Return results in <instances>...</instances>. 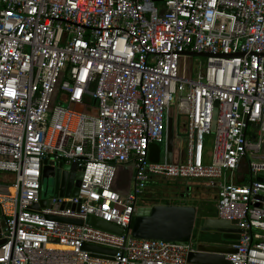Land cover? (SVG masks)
Returning <instances> with one entry per match:
<instances>
[{
	"label": "built area",
	"instance_id": "1",
	"mask_svg": "<svg viewBox=\"0 0 264 264\" xmlns=\"http://www.w3.org/2000/svg\"><path fill=\"white\" fill-rule=\"evenodd\" d=\"M173 108L185 141L168 163ZM151 143L163 160L149 161ZM66 164L82 173L77 193L42 198L44 166L60 192ZM128 164L123 195L112 184ZM0 171L14 175L0 183V264H194L191 241L131 234L154 177L206 179L217 217L239 229L220 254L264 264V0H0Z\"/></svg>",
	"mask_w": 264,
	"mask_h": 264
},
{
	"label": "water",
	"instance_id": "2",
	"mask_svg": "<svg viewBox=\"0 0 264 264\" xmlns=\"http://www.w3.org/2000/svg\"><path fill=\"white\" fill-rule=\"evenodd\" d=\"M194 55H206L205 53H195ZM62 73L59 75L57 84L51 96L50 109L54 104L56 94L61 81ZM84 103H90V97H84ZM76 110H82L86 113L97 115V109L92 106H83L82 104L75 106ZM174 118L170 117L167 122V162H172V148H173V133H174ZM62 182L60 194L65 192L75 195L77 193V186L81 178V171L76 172L75 164H66L63 166ZM67 170H71L67 174ZM54 167L45 165L43 169L44 178L54 177ZM133 172V164L120 165L116 169L115 177L112 187L115 191L126 195L130 188L131 176ZM57 177L60 173L56 171ZM68 176L67 186L64 189L65 180ZM75 178V187L72 188V182ZM45 200H41L40 204H44ZM34 208H38L35 205ZM196 218V208L193 205L182 204H152L151 206H139L134 217L131 234L138 239H160L164 241H190L194 229ZM71 223H80V221L73 219H61ZM91 224L95 227L105 229L108 231L121 233V229L117 226L103 222L101 220L92 218ZM4 226V222L0 221V227ZM197 239L195 250L188 254L187 260L194 264H230L228 260L220 253H231L235 251L234 244L238 243L239 229L236 221L223 220L218 217H204L197 227ZM2 240L0 239V243ZM84 248L95 251H108L104 248L96 246L84 245Z\"/></svg>",
	"mask_w": 264,
	"mask_h": 264
},
{
	"label": "rangeland",
	"instance_id": "3",
	"mask_svg": "<svg viewBox=\"0 0 264 264\" xmlns=\"http://www.w3.org/2000/svg\"><path fill=\"white\" fill-rule=\"evenodd\" d=\"M204 56H193V61H204ZM64 103V102H63ZM65 104V103H64ZM75 109V107H74ZM172 116H176V119L179 121L178 126H180V130H184V126L182 125L184 123V119L180 117L177 112L172 109ZM182 130L178 133V135H173V151L176 152H182L183 150V144L185 141L184 134L182 133ZM208 142L206 145V151H207V157H209L211 150H212V137L207 138ZM159 147L158 153H159V160H163V150H164V144H158ZM154 177L153 182L149 183V187L147 189L146 194L143 197H139L138 204L140 205H150L148 204V201H150L151 197L160 199L162 202H174L176 204H182V205H189L195 203L197 206L196 208V218L194 223V229L191 237V243L193 246L196 245L197 239V227L200 223L199 214L201 213V207L203 209H207V207H210L209 212L214 213L215 212V203L217 202L216 198V192L215 189L212 187L210 188L207 186V180L206 179H176L173 181L164 179V178ZM0 180L3 181L6 184H12L14 182V175L11 172H5L0 171ZM186 184H190L193 189H195L196 192L200 193L199 197H181L180 191L184 192V186ZM176 187V189H175ZM59 195V183L57 182L55 177H48L43 178V184H42V191H41V197L48 199L51 197H56ZM195 233V237H194Z\"/></svg>",
	"mask_w": 264,
	"mask_h": 264
},
{
	"label": "crops",
	"instance_id": "4",
	"mask_svg": "<svg viewBox=\"0 0 264 264\" xmlns=\"http://www.w3.org/2000/svg\"><path fill=\"white\" fill-rule=\"evenodd\" d=\"M158 144L157 143H151L150 145H149V155H148V159H149V161L150 162H157V161H159V153H158V150H159V147L157 146ZM179 159V151L178 152H174L173 151V148H172V161H177ZM0 183L1 184H6V183H4L3 181H1L0 180ZM6 185H9V184H6ZM188 187H191V185L190 184H186L183 188V190H184V192H181L180 191V196H182V195H185V193H189V196L188 197H190V195H192L191 197H199V195H200V193H198V192H196L195 191V189H193L192 187L190 188V190H189V188ZM182 193V194H181ZM187 197V198H188ZM188 205V204H187ZM189 205H193V206H195L196 208H197V206L195 205V203H193V204H189ZM215 207V206H214ZM215 209H216V207H215ZM208 210H210V207H207V209H203L202 207H201V212L202 213H206V214H213L212 212H209ZM217 212V211H216ZM211 216H213V215H211ZM207 217H209V216H207ZM214 217H217V216H214ZM200 218V217H199ZM202 220V218H200V221Z\"/></svg>",
	"mask_w": 264,
	"mask_h": 264
},
{
	"label": "trees",
	"instance_id": "5",
	"mask_svg": "<svg viewBox=\"0 0 264 264\" xmlns=\"http://www.w3.org/2000/svg\"><path fill=\"white\" fill-rule=\"evenodd\" d=\"M178 133L181 131L180 130V127L178 126ZM239 182V181H238ZM176 188V187H175ZM154 197H151L150 199V201H148V204H150V205H152V204H160L161 203V201H160V199H157V198H155L154 200H152ZM162 204H176V203H174V202H162ZM142 206H144V205H142ZM211 215H213V216H217V212H216V209H215V212L213 213V214H206V213H200L199 214V217L200 218H204V217H207V216H211Z\"/></svg>",
	"mask_w": 264,
	"mask_h": 264
},
{
	"label": "flooded vegetation",
	"instance_id": "6",
	"mask_svg": "<svg viewBox=\"0 0 264 264\" xmlns=\"http://www.w3.org/2000/svg\"><path fill=\"white\" fill-rule=\"evenodd\" d=\"M191 188V187H189ZM176 189V188H175ZM191 191V190H190ZM182 194V193H181ZM189 196V193H185V195H182L181 197H188ZM209 217H214V216H209Z\"/></svg>",
	"mask_w": 264,
	"mask_h": 264
}]
</instances>
